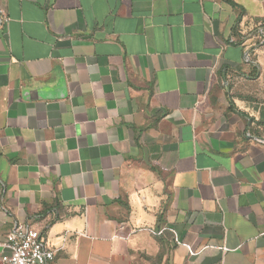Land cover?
Returning a JSON list of instances; mask_svg holds the SVG:
<instances>
[{
  "label": "crops",
  "instance_id": "obj_1",
  "mask_svg": "<svg viewBox=\"0 0 264 264\" xmlns=\"http://www.w3.org/2000/svg\"><path fill=\"white\" fill-rule=\"evenodd\" d=\"M231 1L0 0L1 241L264 264V0Z\"/></svg>",
  "mask_w": 264,
  "mask_h": 264
},
{
  "label": "built area",
  "instance_id": "obj_2",
  "mask_svg": "<svg viewBox=\"0 0 264 264\" xmlns=\"http://www.w3.org/2000/svg\"><path fill=\"white\" fill-rule=\"evenodd\" d=\"M7 16L0 5V28ZM260 41H264V22L258 23ZM0 246L7 251L0 254V264H52L54 252L40 233L30 226L15 223Z\"/></svg>",
  "mask_w": 264,
  "mask_h": 264
},
{
  "label": "trees",
  "instance_id": "obj_3",
  "mask_svg": "<svg viewBox=\"0 0 264 264\" xmlns=\"http://www.w3.org/2000/svg\"><path fill=\"white\" fill-rule=\"evenodd\" d=\"M229 1V3L231 4V5H234V6H236V4L233 2V1H231V0H228ZM264 22V21H263Z\"/></svg>",
  "mask_w": 264,
  "mask_h": 264
},
{
  "label": "rangeland",
  "instance_id": "obj_4",
  "mask_svg": "<svg viewBox=\"0 0 264 264\" xmlns=\"http://www.w3.org/2000/svg\"><path fill=\"white\" fill-rule=\"evenodd\" d=\"M255 42L258 43L259 41L257 39H255ZM263 45H264V43H263Z\"/></svg>",
  "mask_w": 264,
  "mask_h": 264
}]
</instances>
